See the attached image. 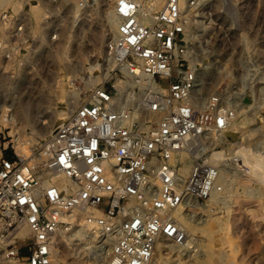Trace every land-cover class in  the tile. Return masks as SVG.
<instances>
[{"label":"built area","instance_id":"2783aa9c","mask_svg":"<svg viewBox=\"0 0 264 264\" xmlns=\"http://www.w3.org/2000/svg\"><path fill=\"white\" fill-rule=\"evenodd\" d=\"M21 1L18 13H0V71L33 51L32 38H21L26 7L43 0ZM179 3L164 0L142 25L135 0H116L119 25L106 48L112 75L41 141L22 144L0 125V241L10 258L59 264L51 237L78 226L79 214L98 227L96 251L110 243L107 264H153L157 241L186 242L175 211L221 188L219 167L201 158L182 176V154L197 151L210 128L226 130L234 111L219 97L200 111L193 103L198 71Z\"/></svg>","mask_w":264,"mask_h":264},{"label":"rangeland","instance_id":"374dc122","mask_svg":"<svg viewBox=\"0 0 264 264\" xmlns=\"http://www.w3.org/2000/svg\"><path fill=\"white\" fill-rule=\"evenodd\" d=\"M187 1L188 8L184 7L182 12L184 17L190 15L191 23L189 36L185 35V38L189 42L191 63L198 71V88L193 103L200 111L206 98L219 97L224 109L234 111L225 132L220 134L214 130L210 138L201 140L197 157L219 165V169L224 168L226 189L234 198L241 199L243 188L239 182L242 179L247 178L245 186L254 192L264 183V0H195L194 5ZM115 2L43 0L42 5L36 3L26 7L30 25L27 37L21 38H32L34 52L21 62L16 60L8 64L9 69L3 70L0 77V115L5 116L4 122L0 119V125L2 129L7 128L5 133L16 134L22 144L43 140L32 135L39 124L38 116L48 120L54 112H66V100L72 90L78 92L76 110L86 101L91 90L101 86L112 75L113 66L108 65L105 53L108 42L103 44V48L99 45L101 49L98 51L92 36L102 32L104 17L113 9ZM20 3L19 10L15 11L10 5L0 8V13H18L24 7L21 0ZM36 6L44 11L41 20L32 14ZM65 45L67 52L62 50ZM18 69L21 72L18 73ZM89 78L96 79L92 87H86ZM12 109L18 112L10 122L7 118ZM54 117L52 130L68 120V117H57L56 114ZM235 123L238 125L233 128ZM185 155V161L192 159L191 154ZM212 155L222 158L223 165L219 160L211 159ZM232 199L226 200V206H223L224 201L218 204L209 203V199L200 202L214 204L216 217L224 219L226 214H231L238 218L241 229L235 231H238L237 235L244 236V241L235 239V244L239 245L234 254L236 264H264V209L260 212L256 203L242 205ZM256 211L259 212L256 214ZM194 221L198 223L199 219L196 217ZM200 233L192 235L199 237ZM203 233L207 238L211 234L209 230ZM210 240L218 245L217 238ZM0 246L2 256L5 245L0 241ZM192 247L193 244L189 246ZM21 254L26 255L27 252L23 250ZM171 255L167 251L159 255L155 250L153 264H161L160 256L169 258ZM4 259L11 258L6 254ZM12 260L15 264H25ZM69 261L66 259V263Z\"/></svg>","mask_w":264,"mask_h":264},{"label":"bare ground","instance_id":"6f19581e","mask_svg":"<svg viewBox=\"0 0 264 264\" xmlns=\"http://www.w3.org/2000/svg\"><path fill=\"white\" fill-rule=\"evenodd\" d=\"M135 1L138 3V6H139L138 18L142 25L150 23L153 19V15L155 11L158 12L162 8L163 3H164V0H135ZM40 4L42 5V3ZM10 5L13 6L14 10L16 11V10H19L21 3H20V0H0V8H6ZM179 5L182 10L184 7L188 8L189 3L187 0H180ZM43 12L40 9V7H37V6L32 9L33 16L39 20H41V18L43 17ZM188 16L190 15H186L184 17V20H185L184 33L186 36H189L188 28H189V24L191 23V20L189 19ZM104 19H105V23H103L104 25L102 27L103 28L102 32H100L99 34L94 33L92 36L93 37L92 39L94 41V46L98 49V51L101 49V47L102 48L104 47L103 44L105 42L106 43L109 42L110 40L114 39V37L116 36L118 25H119V18L116 13L115 4H114L113 9L107 14L106 18L104 17ZM241 38L243 39V37ZM243 41L245 42V40ZM99 45H101V47ZM66 47L67 45H65V47L62 48V50L66 51L65 50ZM34 56L36 57L37 55H34ZM107 63L108 65L112 64L111 61H107ZM9 65L11 64L9 63ZM9 65L5 66L3 70H6V69L8 70ZM90 69H92V67ZM3 70L0 71V77H2ZM20 70L21 69L17 70L18 73L21 72ZM203 74H206V72ZM95 81H96L95 78H92V79L89 78V81L85 83L86 87H92ZM71 92H73V90L70 91V93ZM70 93L66 100L67 105H68L67 106L68 110H66V112H63V113L54 112V115L48 120L40 119L41 116H38L37 121L39 124L37 125V129L32 131L33 136L40 137L43 139L46 138L52 132L55 114L57 117H64V116L68 118L71 117L72 112L75 110L78 104L77 102L78 92L75 91L72 94ZM193 98L194 96L192 97V99ZM17 112L13 110L12 114L8 113L9 114L8 115L9 118H7L8 121L12 122L13 116ZM3 116L4 115L1 113L0 119H2V122L5 121V120L3 121ZM237 125L238 123L233 124V128H235ZM214 130L217 131L214 128H210L208 134L210 135ZM217 132L220 133L221 131H217ZM223 132H225V130H223ZM18 152L19 154H24V147L19 146ZM196 152H198V150L193 152V154L191 155L192 158H198ZM214 156L212 155L211 159L214 158L213 160L215 161L222 160V158H216ZM184 158H186V155L183 153L182 154V166L179 170L182 176H186L188 169H190L189 167H191L190 161L187 162L184 160ZM32 165H33L32 161L29 160V162L27 163V168L32 167ZM225 176L226 175H225L224 168H220L217 183L220 185L221 189L219 191L214 190L211 193L210 197L208 198L209 203L212 202L215 204L217 202L218 204V202L224 201L223 206H226L224 205L226 200L232 197L233 198L232 200H234V202H239L242 205L244 203L245 204L252 203V202L256 203L257 206L259 207L260 212L264 209V183H261L260 188H258V190L255 189V192L252 190L250 191V189L245 186L247 178L243 177L244 179H242V181L239 182L241 183L240 185L243 188V196L241 197V199H239L238 197L234 198L232 196V193L229 194L230 190L226 189ZM39 177L41 178L40 174H39ZM64 183H66V181H64ZM208 204L206 205L205 202H200V201H196L195 203H192L191 200H185L182 203V205L175 211L174 217L176 219L177 225L186 234L187 239H186V242L182 245H179L169 239H164V238L157 241L156 250L159 253V255L164 254L166 251L168 254H172L169 258H164L160 256V259H159L156 256L160 260L161 264H236L234 254L236 250L238 249L239 245L237 246V244H235V239H237L238 241L240 240L244 241L243 235H237L239 231L238 228L241 227V226L238 227V223H239V221L237 220L238 218L237 219L234 218V216L231 214L229 215L226 214L227 217H224V219L216 217L214 213L215 209H213L214 207H212L214 204L213 205H210V204L208 205ZM258 212L256 211V214ZM196 217L197 219H199L198 223H195L194 221ZM119 218L120 217H118L117 220H119ZM199 225H201V227H198ZM233 226L235 228H233V231H232ZM236 229L238 231H235ZM205 230H209V232L211 233L209 238H207V236L203 233ZM195 232H202L200 233L201 236L197 237V236L192 235V233H195ZM19 234L22 236L25 235L26 230L21 229ZM99 236L100 235H99L98 227H96V224L87 223L83 215L79 214L78 215V226H76L74 229L70 231H65V230L59 231L51 237V253L53 255L54 262L59 263L62 261L66 263V259H69L70 260L69 263H66V264H76V262L79 264H107L106 256L110 250V243L106 242V244L102 246L100 250L96 251V243L100 239ZM211 238L212 239L217 238L218 245L216 244L214 245V243L211 242L210 240ZM191 244H193V247L189 248ZM0 249H1V246H0ZM3 250H4V254H2V256L0 255V264H15L12 258L4 259V256L8 253L9 250L6 249L5 246ZM153 261H154V258H153Z\"/></svg>","mask_w":264,"mask_h":264}]
</instances>
